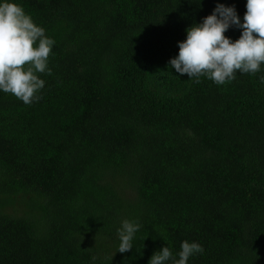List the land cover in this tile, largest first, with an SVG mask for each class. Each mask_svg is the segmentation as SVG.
I'll return each mask as SVG.
<instances>
[{
	"label": "trees",
	"instance_id": "obj_1",
	"mask_svg": "<svg viewBox=\"0 0 264 264\" xmlns=\"http://www.w3.org/2000/svg\"><path fill=\"white\" fill-rule=\"evenodd\" d=\"M15 2L55 44L41 99L0 91V264H149L185 240L187 264H264V65L218 86L169 64L246 0Z\"/></svg>",
	"mask_w": 264,
	"mask_h": 264
},
{
	"label": "clouds",
	"instance_id": "obj_2",
	"mask_svg": "<svg viewBox=\"0 0 264 264\" xmlns=\"http://www.w3.org/2000/svg\"><path fill=\"white\" fill-rule=\"evenodd\" d=\"M232 26L242 29L234 41L225 35ZM186 32V39L178 42V55L169 64L196 83L206 77L218 86L226 85L235 80L237 72L255 75L264 65V0H246L243 22L234 6L217 3L202 23H194ZM54 44L22 5L0 0V91L28 105L41 99L45 81L40 74H51L49 58ZM260 79L264 82V76ZM140 228L138 222L123 220L117 230V251L131 250ZM203 251L199 243L185 240L178 259L164 246L153 253L149 264H187L190 257Z\"/></svg>",
	"mask_w": 264,
	"mask_h": 264
}]
</instances>
